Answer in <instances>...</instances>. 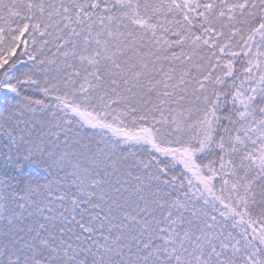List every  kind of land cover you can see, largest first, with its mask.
Returning <instances> with one entry per match:
<instances>
[{
    "label": "snow or ice",
    "instance_id": "obj_1",
    "mask_svg": "<svg viewBox=\"0 0 264 264\" xmlns=\"http://www.w3.org/2000/svg\"><path fill=\"white\" fill-rule=\"evenodd\" d=\"M0 264H264V0H0Z\"/></svg>",
    "mask_w": 264,
    "mask_h": 264
}]
</instances>
